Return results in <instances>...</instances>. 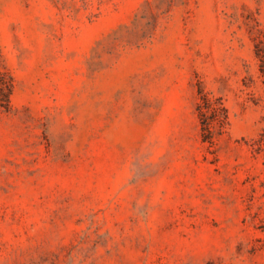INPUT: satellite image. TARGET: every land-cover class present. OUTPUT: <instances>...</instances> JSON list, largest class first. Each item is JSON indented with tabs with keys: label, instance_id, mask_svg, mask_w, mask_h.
<instances>
[{
	"label": "rangeland",
	"instance_id": "rangeland-1",
	"mask_svg": "<svg viewBox=\"0 0 264 264\" xmlns=\"http://www.w3.org/2000/svg\"><path fill=\"white\" fill-rule=\"evenodd\" d=\"M258 40L264 0H0V264H264Z\"/></svg>",
	"mask_w": 264,
	"mask_h": 264
},
{
	"label": "trees",
	"instance_id": "trees-1",
	"mask_svg": "<svg viewBox=\"0 0 264 264\" xmlns=\"http://www.w3.org/2000/svg\"><path fill=\"white\" fill-rule=\"evenodd\" d=\"M256 57L260 62V73L264 83V41L258 40L255 44ZM13 80L8 72L0 71V109L4 112L9 111L13 95ZM200 100L197 110L201 121L203 142L213 144L214 130L221 128L227 120V110L220 98L213 99L210 95L200 91ZM261 145L264 144V134L262 135Z\"/></svg>",
	"mask_w": 264,
	"mask_h": 264
}]
</instances>
